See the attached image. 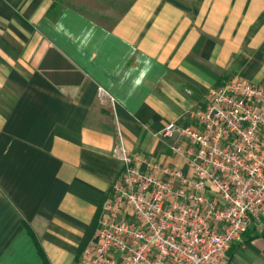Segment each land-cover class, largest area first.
<instances>
[{"label":"crops","instance_id":"obj_1","mask_svg":"<svg viewBox=\"0 0 264 264\" xmlns=\"http://www.w3.org/2000/svg\"><path fill=\"white\" fill-rule=\"evenodd\" d=\"M105 3L0 0V264H81L121 172L97 87L132 154L186 170L164 126L233 77L264 86V0ZM227 255L264 264V224Z\"/></svg>","mask_w":264,"mask_h":264},{"label":"built area","instance_id":"obj_2","mask_svg":"<svg viewBox=\"0 0 264 264\" xmlns=\"http://www.w3.org/2000/svg\"><path fill=\"white\" fill-rule=\"evenodd\" d=\"M96 95L113 116L121 172L80 263L226 264L231 245L264 224V86L233 77L186 124L164 126L158 137L186 170L132 154L115 98L100 86Z\"/></svg>","mask_w":264,"mask_h":264},{"label":"rangeland","instance_id":"obj_3","mask_svg":"<svg viewBox=\"0 0 264 264\" xmlns=\"http://www.w3.org/2000/svg\"><path fill=\"white\" fill-rule=\"evenodd\" d=\"M65 4L86 9L95 17H99L101 14L106 15L110 10L105 0H65Z\"/></svg>","mask_w":264,"mask_h":264},{"label":"trees","instance_id":"obj_4","mask_svg":"<svg viewBox=\"0 0 264 264\" xmlns=\"http://www.w3.org/2000/svg\"><path fill=\"white\" fill-rule=\"evenodd\" d=\"M87 242V241H86Z\"/></svg>","mask_w":264,"mask_h":264}]
</instances>
